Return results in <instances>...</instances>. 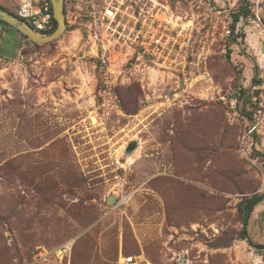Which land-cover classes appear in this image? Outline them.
Wrapping results in <instances>:
<instances>
[{
	"label": "rangeland",
	"instance_id": "rangeland-1",
	"mask_svg": "<svg viewBox=\"0 0 264 264\" xmlns=\"http://www.w3.org/2000/svg\"><path fill=\"white\" fill-rule=\"evenodd\" d=\"M75 5L48 45L0 25V264H264L237 208L264 195V34L218 45L187 87L113 56L122 114L103 118ZM249 233L264 246V201Z\"/></svg>",
	"mask_w": 264,
	"mask_h": 264
},
{
	"label": "built area",
	"instance_id": "built-area-1",
	"mask_svg": "<svg viewBox=\"0 0 264 264\" xmlns=\"http://www.w3.org/2000/svg\"><path fill=\"white\" fill-rule=\"evenodd\" d=\"M70 1L76 4L74 10L84 13L81 59L93 61L94 70L99 72L98 110L103 118L122 114L115 91L119 77L111 66L113 56H124L126 67H143L144 71L172 76L179 83L177 88L190 85L185 82L190 72L202 73L210 82L209 59L218 45H227L233 35L234 14L239 10H228L225 0H172L177 8L168 0ZM248 2L249 14L240 17L235 35H239L237 41L250 45V36L264 34V0ZM51 6L50 0H19L18 17L45 34L54 28ZM64 17L67 27L78 21L75 13L72 21L68 13ZM137 262L131 256L120 258L118 264Z\"/></svg>",
	"mask_w": 264,
	"mask_h": 264
},
{
	"label": "trees",
	"instance_id": "trees-1",
	"mask_svg": "<svg viewBox=\"0 0 264 264\" xmlns=\"http://www.w3.org/2000/svg\"><path fill=\"white\" fill-rule=\"evenodd\" d=\"M241 1H242L243 5H241L242 7L238 10L237 13L234 14V24L232 26L233 35L231 36V38L229 40L230 43L227 40V47H228V45L236 44L238 42L237 39H238L239 35H235L237 23L239 22V19H240V17L242 15L245 16V15L249 14L248 8L246 7L248 5V3H249L248 0H241ZM0 8L4 9V10H7L6 8H4L2 6H0ZM7 11H9V10H7ZM63 12H64V15H65L66 14L65 6H64V11ZM10 13H12V12H10ZM52 13H53V9H52ZM12 14L18 16V14H15V13H12ZM262 19L264 21L263 14H262ZM0 25L6 26L8 28H11V26L7 25L6 23H4L2 21H0ZM56 29H57V23L54 20V28L51 31L46 32L45 34H52L53 32H55ZM21 36H23L26 39H28L26 36H24L22 34H21ZM34 45L37 46V47H40V45H38V44H34ZM253 82L254 83L259 82L257 73L253 77ZM117 90H118V87H116V89H115L116 94L118 95ZM240 93H241V95L242 94L244 95V91L243 90H241ZM251 100H252V98H251ZM118 101H119V104H120V107H121V104L123 105V101L120 100L119 95H118ZM252 107H253V109L257 108V103L256 104L252 103ZM121 110H122V107H121ZM128 114L129 115H136L137 111L134 112V113H128ZM248 117H249V119H252L253 111H250V113H248ZM135 148H136V143H131L130 147L128 148V152H132L133 150H135ZM263 201H264V195H262V194H254V195H252L250 197H245L244 199H242L239 202L238 207H237L238 208V214H239V217H240V220H241V223H242V230H241V232L239 234V237L241 239H243V240L248 241L252 246H254L255 248H257L260 251L264 250V246L254 244L252 242V240L250 239L249 226H250V219H251L255 209Z\"/></svg>",
	"mask_w": 264,
	"mask_h": 264
},
{
	"label": "water",
	"instance_id": "water-1",
	"mask_svg": "<svg viewBox=\"0 0 264 264\" xmlns=\"http://www.w3.org/2000/svg\"><path fill=\"white\" fill-rule=\"evenodd\" d=\"M53 17L57 23V29L52 34H44L37 31L34 27L26 21L10 13L7 10L0 8V21L6 23L12 28L16 29L19 33L26 36L29 40L38 45H48L57 41L67 30V24L64 17L65 0H50Z\"/></svg>",
	"mask_w": 264,
	"mask_h": 264
},
{
	"label": "crops",
	"instance_id": "crops-1",
	"mask_svg": "<svg viewBox=\"0 0 264 264\" xmlns=\"http://www.w3.org/2000/svg\"><path fill=\"white\" fill-rule=\"evenodd\" d=\"M76 31L79 32V33H78V37H77V38H78V42H79V44H78V48H79V46L82 44V43H81V42H82V36H81V31H78V30H76ZM79 52H80V51H79ZM80 54H81V52H80ZM137 256H138V255H137ZM121 257H123V255H120V258H121ZM120 258H119V259H120ZM146 260L149 261L147 258H146ZM149 263L152 264L151 261H149Z\"/></svg>",
	"mask_w": 264,
	"mask_h": 264
}]
</instances>
